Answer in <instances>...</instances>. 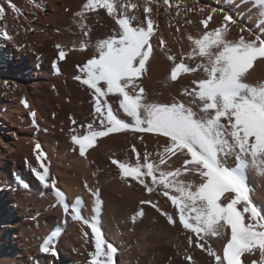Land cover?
I'll list each match as a JSON object with an SVG mask.
<instances>
[{
  "label": "snow or ice",
  "instance_id": "obj_1",
  "mask_svg": "<svg viewBox=\"0 0 264 264\" xmlns=\"http://www.w3.org/2000/svg\"><path fill=\"white\" fill-rule=\"evenodd\" d=\"M229 2L237 7L247 6L257 21L258 33L241 27V35L230 39V26L237 21L222 9L212 8L199 21L202 30L197 35L187 34L190 49L178 58L165 51L163 37H156L158 26L152 16L161 7L169 13L175 7V16L197 11L187 5L182 8L183 0H83L73 14L72 23L81 33L79 44L73 42V50L91 47L94 51L83 65H77L80 74L74 79L91 91L93 120L81 126L83 131L70 129V140L78 146L73 151L78 150L81 157L87 158L86 153L98 138L113 133H153L164 137L165 143L155 153L147 148L141 152L133 144L130 152L134 160L109 157L121 179L128 182L130 178L148 193L158 192L166 197L174 209L171 213L151 200L140 203L150 205L170 224L182 225L188 233V246L205 252L212 264H264V210L252 201L247 182L249 173L264 179V79H249L255 66L264 63V0ZM29 3L41 7L37 0ZM8 10L17 16L22 10L13 0H0V37L12 40L2 23ZM101 10L114 21V27L111 34L93 43L86 21L89 14L99 15ZM198 11L205 13L204 8ZM218 11L222 22L210 28L213 14ZM185 23L193 21L188 19ZM245 31L249 32L248 37L242 34ZM153 37L171 62L168 79L175 82L183 76L193 77L191 87L180 93L187 101H149L142 78L154 53ZM55 47L58 59L64 60L65 46L57 43ZM53 67L59 72L55 61ZM110 96L114 98L112 102ZM21 103L29 107L26 100ZM29 115L36 126L35 111ZM70 119L73 125L77 124L74 118ZM138 138L143 142V136ZM40 149L38 143L33 149L38 167L27 159L25 163L43 187L51 189L65 217L70 216L81 225L82 236L93 248L89 264H117L118 250L106 240L100 225V189L84 183L93 198V215H84V200L77 196L71 204L67 202L56 179L50 177L47 157ZM173 157L181 158L179 167L170 163ZM228 158H232L233 166L228 165ZM143 215L142 209L136 214ZM60 235L61 228L56 227L43 238L40 251L55 255V242ZM212 240L222 241V247L215 248ZM185 260L195 264L191 255H186Z\"/></svg>",
  "mask_w": 264,
  "mask_h": 264
},
{
  "label": "bare ground",
  "instance_id": "obj_2",
  "mask_svg": "<svg viewBox=\"0 0 264 264\" xmlns=\"http://www.w3.org/2000/svg\"><path fill=\"white\" fill-rule=\"evenodd\" d=\"M13 2L22 14L17 16L8 10L2 22L13 39L0 37V264H89L93 248L82 236L81 225L70 216L65 217L51 189L44 188L25 163L27 159L33 166H39L33 151L37 143L47 157L50 177L56 179L67 202L71 204L77 196L84 200V215H93V198L83 187L84 183L100 189L103 201L100 225L106 240L118 250L117 264H191L185 260L186 255H191L195 264H212L205 252L188 246V233L182 225L170 224L150 205L140 203L151 200L171 213L174 211L171 202L158 192L148 193L130 178L128 182L122 180L109 159L134 160L130 152L133 144L141 152L147 148L155 153L165 143L164 137L153 133H113L98 138L86 153L87 158L81 157L78 150L73 151L78 146L72 144L69 130L83 131L81 126L93 120L91 91L74 79L80 74L77 65H83L94 51L91 47L73 50V42L78 45L81 38L80 30L72 23L73 14L83 0H37L40 8H35L29 0ZM184 5L197 11L175 16V7L171 13L161 7L152 16L158 26L156 37H163L165 51L178 58L181 52L190 49L187 34L197 35L202 30L199 21L212 8L222 9L237 21L230 26V39L241 35V27L253 33L259 31L247 6L237 7L229 0H183L181 7ZM200 8L205 13H200ZM188 19L193 23H185ZM221 22L222 13L218 11L209 27ZM86 23L91 27L89 39L93 43L111 34L114 27V21L103 10L99 15L89 14ZM242 34L249 36L248 31ZM156 37L152 39L154 53L148 72L142 78L148 99L187 101L180 93L191 87L193 77L183 76L175 82L168 79L171 62L158 47ZM57 43L65 46L67 53L62 61L58 59ZM54 61L59 72L53 67ZM249 79H264V63L255 66ZM108 99L112 102L114 98ZM21 100H26L29 107L25 108ZM30 111L36 113V126ZM70 118L77 124L73 125ZM181 162L176 157L170 161L173 167H179ZM233 164L232 158H228V165ZM247 182L252 201L264 210V179L249 173ZM141 209L144 215L136 216ZM56 227L61 228L55 242L56 254L42 253L43 238ZM211 243L217 249L222 247L220 240Z\"/></svg>",
  "mask_w": 264,
  "mask_h": 264
}]
</instances>
